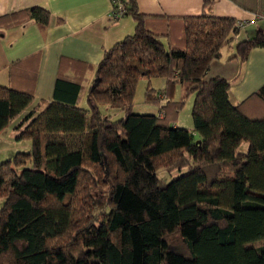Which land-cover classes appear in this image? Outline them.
Wrapping results in <instances>:
<instances>
[{"label": "trees", "instance_id": "obj_1", "mask_svg": "<svg viewBox=\"0 0 264 264\" xmlns=\"http://www.w3.org/2000/svg\"><path fill=\"white\" fill-rule=\"evenodd\" d=\"M210 2L179 19L178 46L146 27L136 0H124L134 32L104 50L85 108L81 84L62 75L49 101L0 85V132L19 118L18 138L31 141L30 151L0 162V264H264V244L253 245L264 240V84L233 104L231 82L207 78L240 31L205 10ZM30 21L45 28L50 14L14 11L0 16V29ZM254 47H264L259 29L235 56L245 61ZM140 77L166 79L167 90L146 89L156 114L132 111ZM176 84L179 101L170 98ZM190 94L192 129L175 126ZM100 105L124 116L113 121ZM161 166L185 171L165 182ZM98 170L108 199L98 210L72 205Z\"/></svg>", "mask_w": 264, "mask_h": 264}, {"label": "crops", "instance_id": "obj_2", "mask_svg": "<svg viewBox=\"0 0 264 264\" xmlns=\"http://www.w3.org/2000/svg\"><path fill=\"white\" fill-rule=\"evenodd\" d=\"M206 1L211 2L205 10L213 16L246 21L243 33L222 48L207 73V78L229 80L230 101L243 102L264 84V47L252 48L240 61L236 44L263 26L259 17L264 14V0H136V4L146 27L166 34L164 42H173L179 19L199 16ZM32 6L48 10L49 25L41 28L30 21L0 29V85L30 89L36 101H49L55 80L62 75L81 84L79 106L85 108L104 50L134 32L133 17L112 20L111 0H0V16Z\"/></svg>", "mask_w": 264, "mask_h": 264}, {"label": "rangeland", "instance_id": "obj_3", "mask_svg": "<svg viewBox=\"0 0 264 264\" xmlns=\"http://www.w3.org/2000/svg\"><path fill=\"white\" fill-rule=\"evenodd\" d=\"M244 29L238 30L239 33H243ZM236 34L233 39L238 35ZM172 41L175 45L180 46L181 43V35H179V29L177 34L173 36ZM152 89V93L161 92L166 89V79L163 77H152L147 79L145 77H140L136 83L135 92L132 101V111L139 114H156L158 112L157 103L153 101V99L146 98V89ZM184 93L181 85L176 84L170 92V98L173 101H179L182 98ZM159 99L164 100V96H159ZM194 100V95L190 94L184 99L183 106L177 115V125L181 127H191L192 119H191V108ZM100 112L108 116L109 119L115 121L124 116V112L120 109L110 108L107 105L99 106ZM27 111L23 113L26 114ZM159 114V113H158ZM162 115V114H161ZM19 123V118L12 121L9 126L0 132V162L6 159H10L16 152H28L31 150V141L28 138H18L19 131L14 128L15 125ZM23 128V126H22ZM162 164H164L162 162ZM104 170H98L96 173L95 184H91L90 188H79L75 196L71 197L69 201L72 205H75L77 208L84 207L90 210L99 209L98 206L105 202L109 197L108 186L97 183L106 179ZM159 176L163 179V181H169L173 176L179 175L182 171H178L176 169H168L167 166H161L157 169ZM96 171H94L95 173ZM221 177H231V173L222 169ZM3 199L0 198V205L2 204ZM97 203V205H96ZM84 210V209H83ZM175 242L181 243L176 238H173ZM71 241V237L67 236L64 239L65 243H69ZM264 244L263 241H258L253 243L254 246H260Z\"/></svg>", "mask_w": 264, "mask_h": 264}, {"label": "built area", "instance_id": "obj_4", "mask_svg": "<svg viewBox=\"0 0 264 264\" xmlns=\"http://www.w3.org/2000/svg\"><path fill=\"white\" fill-rule=\"evenodd\" d=\"M111 3H112V8L109 14L110 18L112 20H117L120 17L124 16V13L126 11L124 0H111ZM259 19L263 21V26L259 28V30L264 35V14L260 15ZM235 25L240 30L244 29L246 27V21H236Z\"/></svg>", "mask_w": 264, "mask_h": 264}, {"label": "water", "instance_id": "obj_5", "mask_svg": "<svg viewBox=\"0 0 264 264\" xmlns=\"http://www.w3.org/2000/svg\"><path fill=\"white\" fill-rule=\"evenodd\" d=\"M97 79L95 80V83H96Z\"/></svg>", "mask_w": 264, "mask_h": 264}]
</instances>
